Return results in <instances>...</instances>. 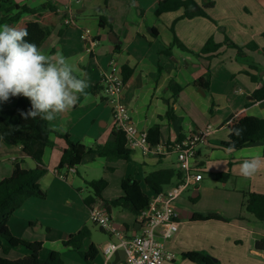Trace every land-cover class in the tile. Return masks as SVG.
<instances>
[{
	"label": "crops",
	"instance_id": "obj_1",
	"mask_svg": "<svg viewBox=\"0 0 264 264\" xmlns=\"http://www.w3.org/2000/svg\"><path fill=\"white\" fill-rule=\"evenodd\" d=\"M46 1L16 0L19 5L35 9ZM54 1L61 18L40 48L47 54L60 52L78 75L86 74L90 85L86 91L91 100L49 122L51 130L68 134L72 141L87 148L110 139L115 123L112 108L102 96L101 79L103 72L112 70L110 63L114 61L117 72L122 74L124 67L131 71L130 80L122 91V100L129 110V123L140 133H147L159 125L160 145L148 154L134 149L131 161H109L99 155H87L75 168V173L63 179L57 166L66 143L52 136L53 146L46 147L43 153L47 172L39 181L47 197L28 199L10 218L11 233L26 241L42 242V259L58 251L64 264H87L77 252L64 246L68 237L83 226L88 227L91 219L90 208L84 204L83 183L88 186L87 183L99 174L105 179L107 173L110 174V179H106L108 187L103 192V198L109 200L122 195L124 178L133 177L141 182L144 193L151 199L154 193L144 183L146 175L163 168L178 170L176 156L164 154L167 146L211 126V133L196 148V173H201L203 178L191 183L194 186L192 198L180 197L176 201L180 227L167 247L177 258L165 264H197L182 257L190 251H205L221 264H264V251L256 248L258 241H264V221L260 223L242 207L243 192L264 194V163L249 179L239 174L244 158L260 156L264 161V141L240 150L222 145L229 140L227 120L231 116L245 112L264 118V100L253 99L254 91L264 84V54L260 51L264 48V0H211L214 6L208 9V14L213 21L204 17L182 19L183 9L157 16L158 0ZM196 1L203 4L205 0ZM102 17L108 20L109 26L100 27ZM23 18L34 19L29 15ZM67 18L72 20L70 25L63 24ZM86 31L88 37L84 39ZM174 35L194 51L201 50L210 38L222 44L226 36L239 46L255 42L259 50L245 49L244 57H239L236 49L224 45L212 56L191 55L178 48H173L171 55L160 53L170 46ZM208 73L209 89L196 86L195 82L207 77ZM248 74L257 77V81ZM173 82L181 87L178 94L171 89ZM94 86L98 87L95 91ZM83 101L81 96L80 103ZM15 104L11 98L0 103V109H11ZM171 108L174 118L169 119L167 114ZM16 162L24 169L35 167V162L21 146L9 145L0 137V180L12 175ZM227 172L230 177L226 182L217 181L215 174ZM206 174L221 185L214 187L221 196L215 194L218 202L210 206L208 212H217L228 219L227 222L194 219L195 214L205 210L198 202L200 189L209 190L203 185ZM176 182L174 179L164 190ZM111 184L115 186L112 193L109 192ZM88 196H93V192ZM114 211H117L114 227L128 237L136 233V224L130 229L128 217L118 208L112 209L111 217ZM201 227H207L210 234L200 236L198 228ZM110 238L111 241L99 249L91 232V237L84 241L83 250L87 251L94 244L98 255L103 254L106 244L116 243L114 239L118 241L112 234ZM28 253L25 248H13L7 258L16 260ZM102 257V264H105L104 254ZM95 260L93 264H98Z\"/></svg>",
	"mask_w": 264,
	"mask_h": 264
},
{
	"label": "trees",
	"instance_id": "obj_2",
	"mask_svg": "<svg viewBox=\"0 0 264 264\" xmlns=\"http://www.w3.org/2000/svg\"><path fill=\"white\" fill-rule=\"evenodd\" d=\"M105 1L107 3L108 0ZM213 6L214 2L211 0H205L203 4H199L196 0H158L155 14L160 16L163 13L183 9L182 19L204 17L213 21L208 14V9ZM25 15L33 16L34 19H24ZM60 18L58 4L54 0H47L38 9L19 5L16 0H0V24L7 23L27 28L29 33L27 39L39 47L55 31ZM109 25L106 18L102 17L100 19L101 28ZM171 29L174 32L173 26ZM223 45L236 49L239 57H244L245 49L259 50L255 42L246 46H239L226 36L222 44L216 43L213 38H210L201 50L194 51L189 49L174 35L170 46L165 50H161L160 53L171 55L172 49L178 48L191 55L212 56ZM260 51L264 54V48ZM130 75L131 71L124 67L122 69L124 83L129 82ZM250 77L252 80L257 81V77L252 75ZM195 85L208 90L210 86L209 73L207 77L198 79ZM97 88V86H94L93 91ZM171 89H173L175 94L181 91V87L174 82L171 83ZM12 99L16 102L13 108L0 109V137L9 145L21 146L24 153L33 159L35 167L24 169L16 162L12 175L0 180V264H64L62 255L58 251H52L47 258L42 259L40 252L43 248V243L40 241L30 242L15 237L8 225L10 218L28 199L33 197L45 199L47 197V194L41 189L39 181L47 172V167L43 163V153L46 147L53 146L54 141L51 137L61 138L66 143L57 166L59 172L66 171L71 167L76 168L87 155H99L109 161H131L133 150L127 144L125 133L116 127H114L111 137L106 143L96 142L92 148H87L84 144L72 141L68 134H60L51 130L49 121L41 120L39 117L24 119L21 116V112H27L30 109V101L22 96L13 97ZM253 99L255 101L264 100V84L254 91ZM167 116L169 119L174 118L172 108ZM227 128L229 130V140L222 142V145L228 148L240 150L264 141V118L250 116L245 112H241L227 120ZM237 129L241 130L240 135H236L235 130ZM147 144L149 150H155L160 145L159 125L153 126L147 132ZM229 177L230 172L215 174V178L219 182H226ZM181 178L182 173L176 168H163L146 175L144 183L153 193H160L164 191L166 186L171 185L174 179L179 180ZM87 185L93 189V196H87L84 199V204L90 209L96 204L103 203V207L109 214L113 208H118L121 211H129L137 216L150 203V197L144 193L141 182L133 177L124 178L121 181L122 195L109 200L103 198V192L108 187V181L105 178L91 180ZM243 195L245 201L242 207L245 211L252 214L256 220L264 221V194L243 192ZM196 200L193 199V201ZM194 219L229 221L217 212L195 214ZM90 237L89 228L83 226L78 232L68 237L64 242V246L68 250L77 252L87 264H93L98 255L97 248L94 244H91L87 251L83 250L84 241ZM13 248H25L29 253L23 258L11 260L7 258V254ZM256 248L264 251V241H258ZM182 257L197 264H221L219 260L214 259L205 251L186 252L182 254Z\"/></svg>",
	"mask_w": 264,
	"mask_h": 264
},
{
	"label": "built area",
	"instance_id": "obj_3",
	"mask_svg": "<svg viewBox=\"0 0 264 264\" xmlns=\"http://www.w3.org/2000/svg\"><path fill=\"white\" fill-rule=\"evenodd\" d=\"M71 18L63 20V24L70 25ZM88 37V31L83 38ZM102 73V96L111 106L114 123L117 129L125 133L127 144L130 149H141L148 154L147 133H140L135 126L129 123V110L122 100V91L125 86L122 74L114 68ZM212 127L207 126L202 131L192 134L183 140H178L167 146L164 154L176 156L178 170L182 178L168 190L154 193L149 205L136 216V233L126 236L117 230L112 222L111 215L101 204H96L90 209V218L100 227L117 237L116 243H108L103 248L105 264H112L115 253L125 250L126 258L121 264H165L177 258V254L168 249L167 243L177 234L180 227L176 211V201L186 192L193 181L203 178L201 173H196V148L199 143L211 133ZM156 150V149H155ZM75 173V167L59 173L66 179Z\"/></svg>",
	"mask_w": 264,
	"mask_h": 264
},
{
	"label": "clouds",
	"instance_id": "obj_4",
	"mask_svg": "<svg viewBox=\"0 0 264 264\" xmlns=\"http://www.w3.org/2000/svg\"><path fill=\"white\" fill-rule=\"evenodd\" d=\"M28 35L25 27L0 24V103L22 96L31 104L27 112H21L24 119L39 117L49 122L78 104L88 103L91 95L86 91L90 86L86 74L78 75L60 52L45 53L27 39ZM235 132L240 135L241 130ZM262 163L260 156L244 158L239 165L240 176L253 177Z\"/></svg>",
	"mask_w": 264,
	"mask_h": 264
},
{
	"label": "rangeland",
	"instance_id": "obj_5",
	"mask_svg": "<svg viewBox=\"0 0 264 264\" xmlns=\"http://www.w3.org/2000/svg\"><path fill=\"white\" fill-rule=\"evenodd\" d=\"M51 123V122H50ZM174 161H175V158H174ZM98 175V174H96ZM110 174L107 173V180L110 179V176H108ZM78 178V177H77ZM101 178V175L99 174L98 176H96V179H99ZM110 181V180H109ZM203 185L204 187H208L209 190L207 191H203V189H200L201 191V197H200V200L198 202L199 204V207L202 208V209H205L203 210V212H199V213H207L210 206H212L215 202H218V198L216 197L215 194H218L221 196V192H218L214 187L215 186H221L220 183H217V181H215L214 177L206 174L205 175V179L203 181ZM194 186H190V188L184 192L181 196L182 199H186L188 200V198H192V191H193V188ZM114 184H111V187L109 189V192L112 193L114 191ZM83 189L85 191V193L83 194V197H87L90 193L93 192V189L89 186H86L84 183H83ZM87 189V190H86ZM87 191V192H86ZM90 192V193H88ZM109 195V194H108ZM129 219V227L130 229L133 228L135 226V223H136V217L130 213L129 211H122ZM116 218H117V211H114V215H112V222L114 223L116 221ZM261 223V222H260ZM88 227L89 229L91 230L92 234H93V241L96 243V246L101 249V247L108 241H111L112 238H110V234H108V232H105L102 230V228L100 227V225L94 223L91 219L89 220L88 222ZM210 230L207 228V227H201L200 229L198 228V232H199V235L204 237V234L205 235H209ZM113 242H117V240H113ZM103 254H100L97 256L96 260H95V263H98V264H102L103 262ZM213 257V256H212ZM214 259H217L216 257H213Z\"/></svg>",
	"mask_w": 264,
	"mask_h": 264
},
{
	"label": "water",
	"instance_id": "obj_6",
	"mask_svg": "<svg viewBox=\"0 0 264 264\" xmlns=\"http://www.w3.org/2000/svg\"><path fill=\"white\" fill-rule=\"evenodd\" d=\"M125 258H126L125 250H118L115 253V258H114L112 264H121V262L124 261Z\"/></svg>",
	"mask_w": 264,
	"mask_h": 264
}]
</instances>
